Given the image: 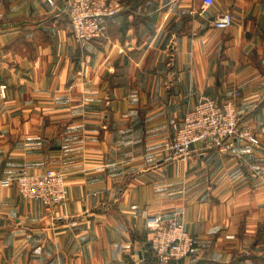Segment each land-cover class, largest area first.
Masks as SVG:
<instances>
[{
  "label": "crops",
  "instance_id": "0c3cea01",
  "mask_svg": "<svg viewBox=\"0 0 264 264\" xmlns=\"http://www.w3.org/2000/svg\"><path fill=\"white\" fill-rule=\"evenodd\" d=\"M122 2L81 46L65 0H0V264H157L147 216L174 211L196 238L174 264H264V0ZM235 91L260 144L165 160L189 108ZM49 167L68 198H23L19 171Z\"/></svg>",
  "mask_w": 264,
  "mask_h": 264
},
{
  "label": "built area",
  "instance_id": "2783aa9c",
  "mask_svg": "<svg viewBox=\"0 0 264 264\" xmlns=\"http://www.w3.org/2000/svg\"><path fill=\"white\" fill-rule=\"evenodd\" d=\"M55 4V0H49ZM216 0H203L211 6ZM66 10L75 40L85 46L105 33L107 19L124 9L122 0H65ZM231 10L219 12L214 19L217 28L233 24ZM239 91L223 100L201 97L186 113L183 124L163 145L165 160L191 156L195 147L228 152L238 139L260 144V138L249 125H241L237 98ZM23 198L39 199L47 205L64 202L69 195L66 172L57 167L41 171L22 168L15 176ZM149 246L157 264L178 262L187 257L195 244V236L186 229L180 212L154 213L147 216Z\"/></svg>",
  "mask_w": 264,
  "mask_h": 264
},
{
  "label": "trees",
  "instance_id": "16d2710c",
  "mask_svg": "<svg viewBox=\"0 0 264 264\" xmlns=\"http://www.w3.org/2000/svg\"><path fill=\"white\" fill-rule=\"evenodd\" d=\"M175 262L174 261H172V262H170L169 264H174Z\"/></svg>",
  "mask_w": 264,
  "mask_h": 264
},
{
  "label": "rangeland",
  "instance_id": "374dc122",
  "mask_svg": "<svg viewBox=\"0 0 264 264\" xmlns=\"http://www.w3.org/2000/svg\"><path fill=\"white\" fill-rule=\"evenodd\" d=\"M72 35H73V33H72ZM73 37H74V36H73ZM74 39H75V38H74ZM75 41H76V40H75ZM86 45H87V44H86ZM86 45H85V46H86Z\"/></svg>",
  "mask_w": 264,
  "mask_h": 264
}]
</instances>
